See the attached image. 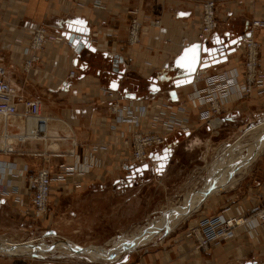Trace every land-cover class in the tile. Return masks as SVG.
Returning a JSON list of instances; mask_svg holds the SVG:
<instances>
[{"label":"crops","instance_id":"0c3cea01","mask_svg":"<svg viewBox=\"0 0 264 264\" xmlns=\"http://www.w3.org/2000/svg\"><path fill=\"white\" fill-rule=\"evenodd\" d=\"M217 1L219 23L207 40L209 44H213L215 36L226 41L248 34L247 20L243 24L238 21L242 15L264 19V0ZM200 13V0H0V65L18 94L25 99H38L41 112L48 117L40 132H35L40 117L25 122L19 115L0 116V131L7 130L8 143L14 144L12 152H0V161L26 164L32 172L41 168L49 170L52 196L46 216L49 222L55 221V226L47 229L49 235L43 237L71 238L81 227L96 226V222L82 223L78 212L70 208L79 204L80 195H93L108 185L119 192L127 190L143 174L135 168L141 163H135L119 149L120 132L128 129L129 124L117 123L109 114L107 90L117 91L123 106L131 102L138 104L153 95L165 96L168 103L179 105V116L187 119L188 131L178 135L194 134L196 140L203 126L200 109L193 107L191 100L194 90L205 86L204 77L235 71L236 84L229 89L231 93H238L237 84L242 81V75L237 66L241 62L242 46L228 54L227 61L197 71L199 79L192 83L174 84L181 71L174 67V58L183 47L197 41ZM132 19L140 23L139 40L135 44L128 42ZM154 20L159 21V26L152 25ZM38 26L44 27L45 39L34 50L31 39ZM71 27H83L96 51L83 48L76 53L69 47L66 35ZM250 36L258 42L260 66L264 71V27L251 29ZM114 54L123 58L118 65L119 71H123L121 75L111 70ZM32 55L37 59L25 69V61ZM71 71H74L72 77ZM157 77L161 79L157 81L160 90L151 94L147 87ZM123 88L136 93L135 98L126 97ZM261 90L255 98L264 107V86ZM227 96L225 101L231 103L236 94ZM247 104V101L236 102L233 109L224 111L220 116L223 125L246 115ZM175 143L174 140L165 143L172 151L168 165L176 157ZM126 158V165L120 167ZM256 190L255 195L227 212H243L251 209L260 197L264 200V183ZM70 198L72 204L68 202ZM7 200L18 210L30 206L28 195L11 194L0 188V202ZM181 236L175 247L148 251L141 256V264H180L184 258L191 264H264V221L261 219L237 241L225 245L214 243L208 252L191 251L186 233ZM48 250L55 251L56 247L50 246ZM133 257L127 255L125 264H130Z\"/></svg>","mask_w":264,"mask_h":264},{"label":"rangeland","instance_id":"374dc122","mask_svg":"<svg viewBox=\"0 0 264 264\" xmlns=\"http://www.w3.org/2000/svg\"><path fill=\"white\" fill-rule=\"evenodd\" d=\"M204 1L205 0H200L201 10ZM214 3V17L217 27L219 23L218 8L220 7V4L217 0H214ZM253 19L255 18L247 17V15L238 17L240 24H243L244 20L251 21ZM253 40L258 43L255 39ZM237 46H242L240 41ZM247 52V48L242 46L240 54L241 62L237 66V71L242 75V81L240 84H243L246 78ZM260 53L261 52L258 46V72L255 76L256 81H254L253 84L257 86L258 91L254 95L247 96L237 94L229 105L227 103H223L219 112L210 109V116H208L207 114L209 112L207 113V111L210 108L208 100L211 98L210 96L213 95L211 92L224 90L230 82L229 77H231V79L235 77V71L233 73H231V71L229 73L224 71L222 74L210 75V77H216L215 79H218L216 83L210 84L212 85L211 87L208 86V77H204L203 80L205 81V86L201 89L194 90V98L192 99L198 98L197 93H200L199 98L202 99V104H200V106H194L191 100L192 106L200 109L199 113L202 120L203 128L200 131L201 133H199L200 138L198 140L193 137L194 134L189 137L178 135V132L182 133L188 131H183L181 128L183 124L182 122L186 123L187 119H182V115L179 116V105L166 102L168 104L164 106L165 110L158 112V114L153 117V121L159 125L168 122L173 126L170 127V125L166 132H160L167 136L165 143L167 140H174L177 142L175 143L176 157L170 165H168V163L166 164V167L162 172H157L154 168L156 163H151L152 159L148 154V157L145 160L134 161L135 163L141 164L149 161L148 163L150 168L144 170L143 174L136 178L130 189L119 192L118 189L113 190L111 189V186L108 185L105 190L96 191L93 195H80V198L78 197L80 200L78 201L77 199V203L79 204H76V206L73 205L74 208L73 206L70 208L74 209L75 212H78L79 220L82 221V223H85L86 221H90L92 223L96 222V226H92L90 229H88V227H81L78 233L74 234L71 238L43 237L45 235H49V233L46 232L47 229L55 226V221L51 220L49 222L47 217V213L51 205V190L47 211L41 215L34 214L31 203L29 208L26 207L24 210L22 208L18 210L9 200L1 201L0 243L4 244V241L25 242L32 239L30 242L31 244L37 245L38 243H42L44 246L47 245L48 248L50 246H55L56 250L48 252L46 255L10 256L5 253V251L0 249V264H45L51 261L63 264H125L126 262L123 259L127 255H134L133 261L130 264H141V256L147 254L148 251H159L164 250L165 248L168 249L177 246L176 244L179 240H181V235L184 234V232L190 242L191 251L208 252L214 243H211L205 249H197L192 238L191 227L196 224L200 217L210 213L215 212L216 214L218 212L227 214L229 208L234 209L235 206L241 203L243 199L246 200L247 198L249 199V197L255 195L259 184L264 183V150L259 151L252 159L253 161L251 160L246 167L243 166V163H240L239 166L236 161L233 160L238 155L248 153V150H250V147L254 144L253 142L258 144L259 142L264 141V129L256 132L251 129L255 125L264 121V107H261L259 100L255 98L260 94L262 91L261 89L264 86V81L262 83L258 82L260 76H264V71L260 66ZM130 79L134 80L135 78L130 77ZM160 80L161 79L157 77V81L160 82ZM237 89L239 90L240 86H238ZM157 98H162L166 101L165 96L163 95H159L155 99L151 97L145 100H147V103L151 104L155 102ZM241 101L248 102V104L245 105L247 109L244 110L246 115H239L240 117L234 118L226 125H223V121H221V125L217 129L208 128L212 119L221 118L220 116L224 111L233 109L235 107V103ZM112 102L113 100H110L108 111L110 115L115 117V113H113L110 108ZM118 102L120 107L125 110L126 107L123 106L120 101ZM133 105L138 107L141 104L140 102L138 104L133 102ZM156 108V103H154L151 107V112L154 113L155 111H158ZM131 109H134V107H131ZM137 111L138 110H133L132 114L137 116ZM41 115L46 116L42 112ZM115 120L119 123L116 117ZM139 120L142 119L139 117ZM127 124H129V126H127L128 129L120 132L121 141L119 149L121 153H127L132 159L134 145H132L131 129L133 124L129 122ZM185 125L188 127L187 124ZM144 126L145 125L143 124V126L141 125L140 128H137L136 131L138 134H155L157 132L156 125H153L152 128ZM41 143V146L44 147V142L42 141ZM165 143L159 145L158 147H153L149 150V153L156 152L158 149L161 150L165 147ZM229 145L234 146H230V148ZM227 149L229 151L222 156L223 151L225 152ZM126 160H128V158L124 159L119 166L121 167V164L126 162ZM213 166L218 169H215ZM230 166H234V169L237 168L235 169L236 171L233 169L232 174L229 175L236 179L235 183H233L234 185L218 192H214L210 196L204 198L202 204L196 210L192 211L185 218H182L174 227L170 226V220L165 221L163 223L164 226L160 230H158L157 227H153L150 231L151 234L149 240L138 243L132 250H122L120 252V256L115 257V259L109 258L103 261L99 260L98 262H93L88 260L86 255L80 252L72 251L67 248H64V250L61 246H57L59 245L57 243L62 241L68 243L74 242L84 247L102 245L104 248H113V246L115 247L114 244L119 243L122 237H131L135 233H139L140 229H146L150 223L154 222L153 225L160 223L165 219L164 212L169 211L172 213V215H169V219L170 217L175 216V211L179 209V207H182L183 204L185 205L188 202H191L193 196L200 193L202 188L206 186L207 182L212 177H215L218 174H223L224 170L226 173H229ZM37 171H29V173H35ZM71 198L68 199L69 204H72ZM260 208H264V200L261 197L256 201V204L253 205L251 209L235 214H229L231 213L229 212L227 215L250 216ZM88 209H90L91 212H86ZM23 214L25 216H23ZM27 216L32 217L33 220ZM152 231L155 232L152 233ZM159 231L160 234H158ZM247 233L249 232L241 234L230 242L233 243L237 241L241 236L246 235ZM227 243L229 242L221 241L220 243L215 244L225 245ZM179 263L191 264V262L186 258L181 259Z\"/></svg>","mask_w":264,"mask_h":264},{"label":"built area","instance_id":"2783aa9c","mask_svg":"<svg viewBox=\"0 0 264 264\" xmlns=\"http://www.w3.org/2000/svg\"><path fill=\"white\" fill-rule=\"evenodd\" d=\"M214 0H205L202 5L201 10V22L200 27L197 32V41L206 42L211 34L213 33L216 23L214 17ZM249 29L247 30L248 34L243 33L241 35L240 44L247 48V61H246V75L245 82L243 84H237L240 86L238 90L239 95H254L258 90L257 86L253 85L256 81L255 76L258 72V43H256L250 36L251 28L254 27H264V20L253 19L251 21H246ZM152 25L159 26V21H152ZM139 30L140 23L136 19H132L128 28V42L130 44H135L139 40ZM45 39V29L42 26L35 27L31 39V48L39 49ZM67 45L72 47L71 42L67 41ZM37 59L36 55H32L29 60L25 61V69H28L31 65V62ZM69 75L72 77L74 71H71ZM208 77V86L217 82L216 77ZM264 76H260L259 83L264 81ZM199 79L198 76L195 78ZM229 84L225 87L224 90H219V92L212 91L213 93L211 98L208 100L210 108L207 111V115L210 116V109L219 112L221 105L227 103L225 100L226 96L231 92L229 87L233 84H236V76L231 79L229 77ZM110 100H113L111 103V111L115 113L117 121L122 123H132L133 127L132 132V145L133 146V161H143L148 157L149 150L153 147H158L165 143L167 136L162 134L160 131L166 132L170 123H165L159 125L153 121V117L158 114L160 111H164V106L167 105V101H164L162 98H157L155 102L149 104L147 100H140V106L135 107L133 102L131 104L125 105L126 109L123 110L119 105L118 92L114 90L106 91ZM200 94V93H199ZM192 99L194 106H200L202 104V99L199 98ZM196 95V96H197ZM156 98L157 95L151 96ZM148 97V98H151ZM206 102V101H204ZM156 103V109L154 113L151 112L152 105ZM228 105L230 102L227 103ZM20 107V108H19ZM134 107V109H131ZM150 107V108H149ZM133 110H139L141 113L140 119L138 116L132 114ZM125 113H124V112ZM19 115L24 119L25 122L31 118H39L37 125L35 126V132H40L42 127L47 123L48 117L41 115V102L38 99H25L18 94V91L15 86L6 78V70L0 65V116L2 117H12ZM218 119V118H215ZM220 119V118H219ZM213 120V119H212ZM211 120V121H212ZM210 121V122H211ZM222 120L220 119V122ZM183 131L188 130L185 123L182 122ZM143 124L146 127L152 128L153 125H156L157 132L155 134H138L137 128H140ZM144 126V127H145ZM170 127H173L172 125ZM208 128H214L208 125ZM137 133V134H136ZM3 135H0V152L9 153L14 150V144L4 142ZM7 134L4 133V137ZM123 166L126 165V162L122 163ZM156 166V165H154ZM52 178L48 169L41 168L35 173H29L26 164L20 163H2L0 161V188L1 191H8L13 194H23L30 196V203L33 208V212L36 215L44 214L47 211L50 188H51ZM261 219L264 221V208H260L255 211L250 216L245 215H227L225 213H216L214 215L208 214L203 217H200L196 224L191 227L192 238L197 249H205L211 243H220L221 241L230 242L236 237L240 236L257 224V220Z\"/></svg>","mask_w":264,"mask_h":264},{"label":"bare ground","instance_id":"6f19581e","mask_svg":"<svg viewBox=\"0 0 264 264\" xmlns=\"http://www.w3.org/2000/svg\"><path fill=\"white\" fill-rule=\"evenodd\" d=\"M197 74L194 76V80H195ZM230 94H236L237 95L239 93H237V91H235L233 93L230 92L229 95ZM140 114L141 113L138 110L137 111V116L139 117ZM212 121H215V122H213L215 124H211ZM212 121H211L210 124L214 128L218 127V125H220V123H221L219 118L218 119H213ZM251 129L254 132L259 131V130H263L264 129V121H262L261 123L255 125ZM4 133L7 134L6 137H4ZM0 135H3L2 137L4 138V142H6V141L8 142L9 132L7 130L1 129ZM253 143L254 144L250 147V150H248L249 151L248 153H245V154L243 153L244 155H238V156H236L233 159L234 161H236V163L238 165L240 163H243V166L246 167L250 163V161L256 156V154L259 151L264 150V141H261L258 144H255V142H253ZM230 146L233 147L234 145H229V147ZM228 151H229L228 149L225 150V152L223 151L222 156L226 152H228ZM151 163L154 164V161H152ZM121 166H123V165H121ZM213 167L215 168V166H213ZM154 168H155V166H154ZM215 169H214V172H215ZM233 169H234V166H232V167L230 166V169H229L230 170V172H229L230 174L229 173H226L225 170H224L223 171V174H218L215 177H212L207 182L206 186L204 188H202V190L200 191V193L195 194L193 196V199L191 200V202H188L185 205L183 204L184 206L182 205V207H179V209L176 210L175 216L170 217V219H169L170 220L169 221L170 222V226L171 227H174L182 218H185L192 211L196 210L202 204V201H203L204 198L210 196L214 192H218L220 190H223L225 188H228L231 185H234L233 183H235L236 179L233 178L232 176H229V175L232 174ZM235 169H237V168H235ZM235 169H234V171H236ZM164 222L165 221L162 220L160 223H157L155 225H153L154 222L153 223H150L149 226H148L149 228L146 227V229H140L139 233H135L131 237H127V236L122 237V239L120 240L119 243H116V244L113 243L115 245V247L113 246V248H109V249L102 247V245H100V246L99 245L98 246L91 245V246L85 248L84 246H80V245H78V244H76L74 242L73 243H68V242H62L61 241L60 243L59 242L58 243L56 242V243L59 244L57 246H59V247L61 246V248H63V249L64 248H67V249H70L72 251H77V252H80V253L86 255V258L88 260L93 261V262L94 261H97L98 262L99 260H102L103 261V260H106V259H109V258H114L115 259V257H119L120 256V252L122 250H124V249H125V251L132 250V249H134L136 247V245L138 243L144 242L146 240H149L150 239V234H151L150 233L151 229L153 227H157L158 230H160L164 226L163 225ZM255 226H253V228ZM165 229H166V227H165ZM135 232H137V231H135ZM158 234H160V231L158 232ZM31 240L25 241V242H19V241H13V242H9L8 241V242H5L4 241V244L0 243V245H1L0 249H2L3 251H5V253H7L10 256H20V255H22V256L23 255H46L49 252V250H48L49 248L47 247V245L44 246V244H42V243H38L36 245L37 248L28 246V245H34V244H31L30 243ZM110 243H111V241H110ZM80 247H84V250L83 251H79V248ZM69 251H67V252H69ZM56 252H58V251H56ZM56 252H54V253H56ZM58 255H60V254H58ZM81 255H79V256H81Z\"/></svg>","mask_w":264,"mask_h":264},{"label":"water","instance_id":"95a60500","mask_svg":"<svg viewBox=\"0 0 264 264\" xmlns=\"http://www.w3.org/2000/svg\"><path fill=\"white\" fill-rule=\"evenodd\" d=\"M67 39L71 42L72 47L76 53H80L83 48L95 52L96 48L91 44L90 39L83 27H71L69 28ZM241 40V36L233 39H227L224 41L221 37L215 36L213 44L206 42L195 41L182 48L181 52L174 58V67L181 69L177 78L174 80L176 85H184L192 83L194 76L199 70H204L211 66L223 63L227 61L228 54L233 53L237 49V45ZM123 62V58L118 54H114L111 57V70L119 75L123 71H119L118 65ZM148 91L151 94H155L160 90V85L157 83V79H153L148 87ZM126 97L135 98L136 93L127 92L126 88L122 89ZM172 151L169 147L165 146L160 151L150 152L149 157L156 163L155 171L162 172ZM133 168V165L130 166ZM137 171L142 172L150 168L148 162L142 163L135 167ZM175 211V210H173ZM176 212V211H175ZM169 211L164 212V221L169 220ZM155 231H152L154 233ZM24 244V243H23ZM30 247H36V245H28ZM86 248V247H85ZM84 247H80L79 251H83ZM127 256L123 260H126ZM45 264H63L55 261L47 262Z\"/></svg>","mask_w":264,"mask_h":264},{"label":"snow or ice","instance_id":"6c2138e0","mask_svg":"<svg viewBox=\"0 0 264 264\" xmlns=\"http://www.w3.org/2000/svg\"><path fill=\"white\" fill-rule=\"evenodd\" d=\"M78 23H81V22L78 21ZM114 86H115V85H114Z\"/></svg>","mask_w":264,"mask_h":264}]
</instances>
